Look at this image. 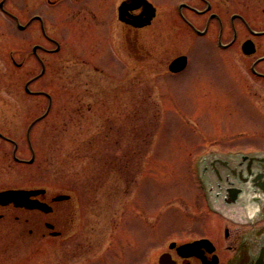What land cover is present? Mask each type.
<instances>
[{
  "label": "rangeland",
  "instance_id": "1",
  "mask_svg": "<svg viewBox=\"0 0 264 264\" xmlns=\"http://www.w3.org/2000/svg\"><path fill=\"white\" fill-rule=\"evenodd\" d=\"M24 4L25 9L18 0L9 1L20 24L38 8L46 27L60 33L64 48L58 54L38 52L45 73L29 88L49 93L52 103L47 116L30 129L28 143L29 123L48 104L45 96L23 89L41 69L31 49L53 45L42 39L38 23L22 32L10 18L8 50L22 66L7 62L3 50L0 131L20 143L24 160L34 157L16 165L10 146L8 159L0 158V184L72 194L75 220L62 236L31 246L14 264H159L170 242L200 238L213 243L218 264H245L242 241L252 217L243 225L207 206L195 167L211 147L263 153L264 98L249 97V109L237 107L242 98L227 92L228 83L218 79L227 64L202 51L193 59L196 76L162 80L139 68L132 86L129 66H118L119 75L83 62L96 55L97 46L87 47L81 15L69 16L70 6L52 11L44 0ZM232 60L238 69L239 56ZM94 67L111 78L101 77ZM259 242L253 239L254 252Z\"/></svg>",
  "mask_w": 264,
  "mask_h": 264
},
{
  "label": "flooded vegetation",
  "instance_id": "2",
  "mask_svg": "<svg viewBox=\"0 0 264 264\" xmlns=\"http://www.w3.org/2000/svg\"><path fill=\"white\" fill-rule=\"evenodd\" d=\"M9 1L0 0V26L3 27L0 31V61L4 60L5 49V59L13 62L15 59L8 50V25L10 18L14 20L19 14L10 9ZM18 1L25 9V0ZM44 1L52 11L70 6L69 16L81 15L84 28L80 34L88 42V48L97 46L96 55L83 60L84 63L96 62L103 70L107 68L119 75L118 66H129L132 86L131 81H136L139 68L156 72L155 75H160L162 80L168 76H196L198 73L192 71L193 59L202 51L217 55L218 64H227L228 71L220 73L218 79L228 83L227 92L242 98L237 107L249 109V97L264 98V0ZM33 23L39 24L42 39L53 45L52 49L38 45L35 53L32 52L38 63H44L38 52H62L63 38L59 37L57 29L53 31L46 27L38 8L20 31H27ZM234 55L239 56L237 63L241 65L236 70L232 63ZM180 57L185 58L183 68L172 71L177 65L171 67V63ZM93 69L101 77L111 78L103 75L101 67ZM162 80L160 86L163 87ZM31 95L47 98L42 91ZM87 108L90 110L91 106ZM19 144L0 131V158L8 159L12 146L11 160L16 165L28 163L21 157ZM226 150L215 149L201 154L196 171L197 184L207 196L204 198L206 205L219 209L228 220L246 225V202L257 205L253 220L249 221L252 227L244 233L242 241V253L247 258L245 264H252L261 248L264 251V224L258 226L264 220V152ZM38 188L42 187L0 184V192ZM43 189L23 201L0 203V264H14L31 246L46 238L60 237L73 227L75 206L72 194L65 193L68 196L65 197ZM255 217H258L256 221ZM225 234L228 236L227 230ZM253 239L260 241L255 252ZM206 255L210 259L211 255Z\"/></svg>",
  "mask_w": 264,
  "mask_h": 264
},
{
  "label": "water",
  "instance_id": "3",
  "mask_svg": "<svg viewBox=\"0 0 264 264\" xmlns=\"http://www.w3.org/2000/svg\"><path fill=\"white\" fill-rule=\"evenodd\" d=\"M20 27V26H19ZM35 50V48L33 49ZM182 59L177 60L175 63H177L178 67H181L182 65ZM179 69V68H178ZM177 70V68H176ZM44 70H42L43 73ZM26 90L28 91L27 85L25 86ZM18 193L14 192V191H8V192H4L0 194V201H12V200H18L20 198V196ZM175 247V244L172 243L170 245V248ZM205 249L208 252H212L214 250V247L211 245V243L207 240H200V241H196L193 243H188V244H183L180 246L176 247V252L178 255H180L183 258H187L189 256H199L201 258V264H216L217 263V257L215 255H213L212 260L208 261L207 258L205 256H203V250ZM202 254V256H201ZM263 255H264V251L263 249H261L258 257L253 261L252 264H264L263 261ZM159 264H175V262L173 260H171L169 254H162L159 257L158 260Z\"/></svg>",
  "mask_w": 264,
  "mask_h": 264
}]
</instances>
